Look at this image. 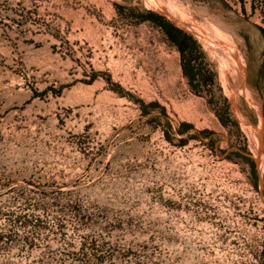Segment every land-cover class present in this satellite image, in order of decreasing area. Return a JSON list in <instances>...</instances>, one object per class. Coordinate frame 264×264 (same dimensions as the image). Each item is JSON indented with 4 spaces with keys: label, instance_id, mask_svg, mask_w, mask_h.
<instances>
[{
    "label": "rangeland",
    "instance_id": "rangeland-1",
    "mask_svg": "<svg viewBox=\"0 0 264 264\" xmlns=\"http://www.w3.org/2000/svg\"><path fill=\"white\" fill-rule=\"evenodd\" d=\"M0 264H264V0H0Z\"/></svg>",
    "mask_w": 264,
    "mask_h": 264
},
{
    "label": "trees",
    "instance_id": "trees-1",
    "mask_svg": "<svg viewBox=\"0 0 264 264\" xmlns=\"http://www.w3.org/2000/svg\"><path fill=\"white\" fill-rule=\"evenodd\" d=\"M143 19L152 21L157 26L162 28L165 34L167 35L168 40L178 48V50L182 53V55L185 53L186 48L188 47L183 46V44L191 41L187 35L173 28L171 25L165 23L161 18H156L154 16L148 15L145 16V18L143 17ZM194 45L195 44L192 43L191 46L194 47ZM190 76L194 77V74L191 72Z\"/></svg>",
    "mask_w": 264,
    "mask_h": 264
}]
</instances>
